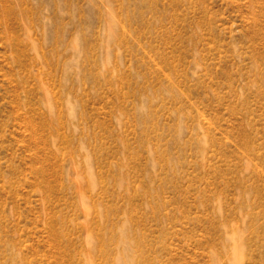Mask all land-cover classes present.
Instances as JSON below:
<instances>
[{
  "label": "rangeland",
  "instance_id": "rangeland-1",
  "mask_svg": "<svg viewBox=\"0 0 264 264\" xmlns=\"http://www.w3.org/2000/svg\"><path fill=\"white\" fill-rule=\"evenodd\" d=\"M0 264H264V0H0Z\"/></svg>",
  "mask_w": 264,
  "mask_h": 264
}]
</instances>
